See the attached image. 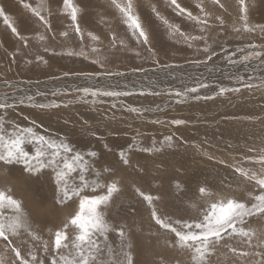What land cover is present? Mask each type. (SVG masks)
<instances>
[{"label":"rangeland","instance_id":"rangeland-1","mask_svg":"<svg viewBox=\"0 0 264 264\" xmlns=\"http://www.w3.org/2000/svg\"><path fill=\"white\" fill-rule=\"evenodd\" d=\"M79 2L80 0H74V3ZM133 2L141 22L149 32L152 52L148 51V45L137 44L131 39L126 26L120 22L119 14L112 7L111 0H90L84 20L80 21L78 18L85 32L83 42L73 31L70 18L62 11L63 0H0V8L17 28L20 36L26 37L28 41L25 44L13 34L4 24L3 17H0V99L7 94L9 103L17 101L15 108L7 112L6 122L9 126L16 124L20 127H33L40 134L52 138L66 137L81 152L97 151L94 159L100 161L101 167L120 168L119 173L118 170L115 171L105 181L115 180L122 189L105 212L110 223L123 227L129 235L125 243L131 245L134 261H142L144 264H191L190 253L168 246L166 241L170 234L159 229L150 219L151 210L147 202L136 195L135 188L153 197H161V200L155 201L158 214L170 215L173 219H188L198 215L202 203L198 193L199 186H210L222 194L245 201L249 199L247 192L258 194V190L254 191L253 183L235 173L233 165L259 171V164L243 160V157L259 154L260 148L264 147L260 142L264 134L260 132L258 122L247 121L245 117H264V89L251 92L242 90L241 93L224 96H215V93L221 86H238L228 78L236 73L243 75L245 79L251 76L254 84L260 83V78H264V68L258 60L230 65L224 57L228 53H235L233 59L239 60L242 53L237 50L252 44L257 46L256 51L264 50V33L258 27L252 33L243 31L237 0H220L224 8L214 4L212 0H202L205 10L210 13L207 32H201V26L194 21L177 16L170 6V0ZM177 2L192 11L193 15H201L196 7L201 0ZM24 4L41 10L49 22L50 30ZM245 4L248 8L249 26H264V14L261 17L264 0H245ZM153 5L169 24L179 27L180 32L185 35L205 36L217 55L207 65H196L194 61H203L210 54L198 50L203 49L205 41H191L193 46L189 48L180 32L173 29L170 34L163 21L157 19L152 12ZM216 16L224 19L225 26L220 25ZM234 27L241 31L234 32ZM113 30L117 33L116 48H112L110 44ZM62 32H67L68 36H61ZM88 32H93L100 40L91 41L87 36ZM41 36L44 40L39 38ZM122 37L127 40L126 47L119 45ZM92 47L99 48L100 51L93 53ZM221 47L228 52H221ZM45 48L49 51L45 52ZM52 49L56 53L66 50L83 51L88 59L83 56L53 55ZM37 56H42L48 62L38 61ZM93 60L104 62V67L101 68L99 63H92ZM166 65L178 67L167 68ZM64 72L72 74L65 77ZM97 72H123L125 75L96 76ZM197 79L209 85L208 88L199 89L197 94L214 98L197 100L189 96L182 103H177L178 98L169 90L192 87ZM78 86H95L106 90L110 86L112 90L131 94L116 98L100 97L96 103H92V98L89 97L85 104L77 101L80 94L73 91ZM62 89L68 91H61ZM53 92L57 94L53 96ZM29 96L33 97L31 103L27 99ZM21 99L24 100L23 104L18 103ZM51 101L60 103L61 107L40 109L32 106V103ZM64 104H68V107H64ZM113 104H116L115 108L112 107ZM132 107L140 111H129ZM0 115H4L2 110ZM175 119L186 123L175 125L172 123ZM93 132L95 136L92 135ZM168 135L173 137L172 148L161 143ZM105 144L108 148L104 147ZM129 144L135 146L128 153L135 171L122 163L116 165L119 160L118 152L127 150ZM153 146L164 147V151L147 153L137 150ZM249 148L254 151L249 152ZM125 168L127 172L124 171ZM6 171L0 165V190H5L21 201L25 215L39 237L33 239L24 233L13 246L22 244L25 258L32 251L38 258L44 259L45 264H51L54 233L58 227H62L69 214H75L78 201L75 204L70 202L67 206L58 204L54 184L47 179L30 181L27 174L21 176L19 172H15L6 175ZM141 173L147 177L144 178ZM104 175L108 176L107 173ZM193 205L196 207L193 208ZM41 218L47 222L41 223ZM245 226L260 233L264 231V218H249ZM69 235L71 241L75 233L70 231ZM108 238L109 243L119 251L117 246L120 244V237L117 233L110 232ZM257 242L253 237L249 247L246 238L228 239L225 242L227 246H219L211 257L213 264H243L245 258L239 257L238 253L260 250L255 247ZM45 243L49 245L47 254L43 251ZM230 247H238L237 252L234 254L229 251ZM67 251L65 250V254ZM231 258L236 260L233 262ZM103 259L107 260L108 256L105 255ZM14 262L19 264L11 248L0 240V264Z\"/></svg>","mask_w":264,"mask_h":264},{"label":"snow or ice","instance_id":"snow-or-ice-1","mask_svg":"<svg viewBox=\"0 0 264 264\" xmlns=\"http://www.w3.org/2000/svg\"><path fill=\"white\" fill-rule=\"evenodd\" d=\"M212 2L224 8L220 0H212ZM237 2L240 6L239 19L243 21V31L245 33H252L258 27L264 33V26H249L247 20L248 8L245 0H237ZM89 3L90 0H80L79 3H74V0H63L62 11L70 18L72 29L81 42L84 41L85 32L80 22H78V18L80 21L84 20ZM111 5L119 14L120 22L126 26L127 33L130 34L131 39L135 40L137 44L148 45V51L152 52L149 32L141 22L133 0H111ZM170 6L177 16L186 17L188 20L194 21L196 25H200L201 32L208 31V17L210 13L205 10L202 0L196 5L201 15H193L192 11L182 7L177 0H170ZM24 7L31 11L32 15L37 17L45 27H49V22L41 10L33 8L29 4H24ZM152 12L156 15L157 19L163 21L164 25L169 29L170 34H172L173 29L175 32H180L179 27L169 24L168 20L161 16V13L157 11L154 5L152 6ZM0 17H3L4 24L11 29V32L27 44V38L20 36L17 28L9 20V17L2 8H0ZM215 19L219 21L222 27L225 26V21L222 17L216 16ZM233 31L239 32L241 29L234 27ZM60 35L67 37L68 33L62 32ZM180 35L184 36L189 48L193 46L191 41H205L203 49L198 50L205 54H210L206 55L203 61H194L196 65H207L213 56L217 55L215 51H212L205 36H188L182 32H180ZM87 36L91 41L98 42L100 40L93 32H88ZM39 38L44 40L43 36ZM110 44L112 48L117 47V33L115 30L111 32ZM119 45L126 47L127 40L123 37L120 38ZM256 47V45L252 44L246 48L238 49L237 51L242 53L239 60L233 59L235 53H228L224 59L230 65L237 63L248 64L254 60H258L261 67L264 68V50L256 51ZM220 50L221 52H228L223 47ZM44 51L48 52L49 49L45 48ZM91 51L97 53L100 49L92 47ZM52 52L53 55L83 56L84 59H88V56L83 51L73 52L66 50L62 53H56L52 49ZM36 59L44 63L48 62L43 60L42 56H37ZM92 63H99L101 68L104 67V62L102 61L93 60ZM165 67L172 68L178 66L166 65ZM70 74L72 73H63L65 77ZM102 74L107 77L125 75L123 72H97L95 75L100 76ZM228 78L233 80L238 86L231 88L221 86L216 91L215 96L241 93L242 90L251 92L253 90L264 89V78H260L258 85L252 83L253 78L251 76L245 79L239 73ZM208 87L207 83L197 79L195 85L192 87L169 91L178 98L177 103H182L189 96L197 100L213 99V96L201 97L197 94L199 89ZM61 91L66 92L68 89H62ZM73 91L80 94L77 97V101L85 104L88 103L89 97L92 98V103H96L100 97L116 98L131 94L129 92L112 90L110 86L107 90L95 86H78ZM56 94L55 92L52 93L53 96ZM156 94L158 95L159 93ZM37 95H45V93H37ZM27 99L30 103L33 101V97L31 96ZM8 101L9 97L7 94L0 99V110L4 112V115H0V165L7 170L4 174L12 175L15 172H19L21 176L27 174V179L30 181L47 179L50 183L54 184L56 203L67 206L70 202L75 204L78 201V209L75 211V214H69V218L63 223L62 227H58L54 233L51 245V264H144L142 261L133 260L130 250L131 245L125 243L129 239V235L123 227H116L110 223L105 212L106 209L111 207L115 195L122 191L117 181L105 182L118 169H114L111 166L101 167L100 161L94 159L97 157V152L91 150L81 152L66 137L52 138L40 134L33 127H20L16 124L9 126L6 122L7 112L15 108L17 101L14 100L11 103ZM18 103L23 104L24 100L21 99ZM32 106L40 109H58L61 107V104L51 101L41 104L32 103ZM63 106L68 107V104H64ZM112 107L115 108L116 104H113ZM128 110L131 112L140 111L135 107ZM245 120L258 122L260 132L264 134V117L248 116L245 117ZM172 123L181 125L186 122L175 119ZM92 135L95 136V132ZM172 140V136H166L161 143L167 148H172ZM260 142L264 144V135L261 136ZM104 147L108 148V145L105 144ZM134 147V145L129 144L127 150H120L118 152L119 160L116 161V165L122 163V165L135 171L128 155ZM137 150L147 153H162L164 147L156 148L153 146L152 148ZM248 151L253 152L254 149L249 148ZM209 159H212V157H209ZM243 160L254 161L260 165L259 171L233 165L235 173H238L246 181L253 183L255 186L254 191L258 190V194H254L253 191L247 192L249 199L245 201L236 196L222 194L219 190H214L210 186H199L198 193L202 203L199 206L198 215L195 217L190 216L188 219H173L170 215L158 214L155 201L161 200V197H153L152 195L145 194L139 188H135L136 195L142 197L151 210L150 219L155 222V225L159 226V229L170 234L166 241L168 242V246L190 253L191 264H213L211 257L215 255L218 247L221 245L227 246L226 240L234 237L246 238L249 247H251V241L255 237L258 241L256 247L260 250L255 252L242 251L238 255L241 258H245L243 259V264H264V231L257 233L255 229L245 226L249 218H264V147L260 148L257 156L246 155L243 157ZM220 163L223 164L224 161H220ZM124 171L127 172V168ZM105 173L108 176H105ZM185 183L187 184V182ZM197 183L199 184L200 182L198 181ZM204 184H207V182H204ZM192 207L195 208L196 205ZM9 211L11 215H9ZM40 222L46 223L47 221L41 218ZM70 231L75 233L71 241ZM110 232H115L120 237V244L117 246L119 251L109 243L108 237ZM24 233H27L33 239H39L28 217L25 215L21 201L15 199L13 195L5 190H0V240L6 242V246L11 248L19 264H45L44 259L38 258L35 252L32 251H29L27 253L28 258H25V255L22 254V244L20 246H13L15 241ZM65 250H68L67 254H65ZM43 251L45 254L49 252V245L47 243L43 245ZM229 251L234 254L237 252L234 247H230ZM105 255L108 256L107 260L103 259ZM248 257H255V259L249 260L247 259Z\"/></svg>","mask_w":264,"mask_h":264},{"label":"bare ground","instance_id":"bare-ground-1","mask_svg":"<svg viewBox=\"0 0 264 264\" xmlns=\"http://www.w3.org/2000/svg\"><path fill=\"white\" fill-rule=\"evenodd\" d=\"M258 3H259V2H258ZM262 7H263V10L261 9V10H262V12H261V13H262V16H261V17H263V14H264V4H262ZM195 9H196V7H195ZM258 10H259V9H258ZM261 13L259 14V16L261 15ZM251 15H252V14H251ZM251 15H249V18H250V19H251ZM222 33H223V32H222ZM255 50H256V49H255ZM224 74H225V73H224ZM96 81H97V80H96ZM179 85H180V84H179ZM181 86L183 87V84H182ZM179 87H180V86H179ZM204 94H205V93H204ZM53 122H54V121H53ZM138 124H139V123H138ZM140 126H141V125H140ZM128 127H129V126H128ZM144 127H145V126H144ZM139 128H140V127H139ZM147 128H148V127H147ZM147 128H146V129H147ZM151 128H152V127H151ZM146 129H145V130H146ZM154 130H155V129H154ZM168 136H169V135H168ZM117 138H118V137H117ZM142 139H143V138H142ZM233 139H234V138H232V140H233ZM254 139H255V138H254ZM161 141H162V140H161ZM230 141H231V140H230ZM241 141H242V140H241ZM143 142H144V141H143ZM150 142H151V141H150ZM84 146H85V145H84ZM159 146H160V145H159ZM80 150H81V149H80ZM182 150H183V149H182ZM96 152H97V151H96ZM98 159H99V158H98ZM100 160H101V159H100ZM133 162H134V161H133ZM128 169H129V168H128ZM119 170H120V168H119ZM119 170H118V173H119ZM116 171H117V170H116ZM137 171H138V170H137ZM138 172H139V171H138ZM208 172H209V171H208ZM118 173H117V174H118ZM141 174H142V173H141ZM207 174H208V173H207ZM16 175H18V173H16ZM142 175H143V174H142ZM143 176H144V178L147 177L146 175H143ZM25 178H26V177H25ZM135 178H136V177H135ZM147 179H148V178H147ZM26 180H27V179H26ZM145 181H146V180H145ZM148 184H149V183H148ZM51 185H52V184H51ZM51 185H50V186H51ZM47 188H48V187H47ZM30 193H31V192H30ZM241 241H242V240H241ZM241 241H240V242H241ZM242 242H243V241H242ZM244 243H245V242H244ZM257 243H258V242H257ZM246 244H247V243H246ZM247 246H248V245H247ZM255 247H256V246H255ZM237 248H238V247H237ZM237 248H236V249H237ZM157 249H158V246H157ZM159 249H160V248H159ZM242 250H243V249H242ZM152 253H153V252H152ZM231 259H232V258H231ZM233 260H236V259H232V261H233ZM250 260H251V259H250ZM230 262H231V260H230ZM233 262H234V261H233ZM236 263H237V262H236ZM232 264H233V263H232Z\"/></svg>","mask_w":264,"mask_h":264}]
</instances>
